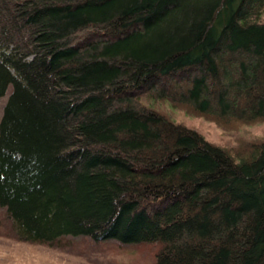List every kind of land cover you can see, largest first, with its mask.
I'll list each match as a JSON object with an SVG mask.
<instances>
[{"label":"trees","instance_id":"trees-1","mask_svg":"<svg viewBox=\"0 0 264 264\" xmlns=\"http://www.w3.org/2000/svg\"><path fill=\"white\" fill-rule=\"evenodd\" d=\"M263 16L264 0H0L11 240L264 264V140L233 133L264 121ZM166 99L244 144L208 141L150 104ZM98 249L73 255L107 264Z\"/></svg>","mask_w":264,"mask_h":264},{"label":"rangeland","instance_id":"rangeland-1","mask_svg":"<svg viewBox=\"0 0 264 264\" xmlns=\"http://www.w3.org/2000/svg\"><path fill=\"white\" fill-rule=\"evenodd\" d=\"M264 19V16H263ZM147 94L142 93V99L145 103L149 104L146 100ZM231 99L232 96L230 97ZM7 95L0 98V115L1 109L5 104ZM234 100V99H233ZM152 107L161 110L165 115L169 116L178 122L190 125L201 130L204 133V137L211 142L216 144L224 145L227 142H232L235 147H241L244 143L240 141V138L236 137L233 133L245 135L247 140L250 142L252 139L264 140V121L247 124L242 126L239 130L233 133H224L222 129L216 126L211 121H207L203 118H198L186 114L185 112L178 109L177 106L172 104L167 99L164 102L150 103ZM225 120V119H224ZM243 130H246L245 132ZM0 224L7 226L6 222L0 218ZM7 228V227H6ZM7 229L0 226V264H80L81 262L87 264V259L81 258L80 256L73 255V252L77 254V251H84V254L95 253L94 251L99 250L98 248H104L109 253L107 264H148L151 261L155 249H152L149 245L138 244V245H125L105 242L106 244L93 243L86 239H64L57 246H44L39 244H31L24 242H17L11 240ZM118 244V245H117ZM63 245V246H62ZM66 246V247H65ZM68 247L70 250L68 251ZM76 249V250H75ZM67 250V251H65ZM106 255V256H107ZM73 258L66 260L64 257ZM80 262V263H78Z\"/></svg>","mask_w":264,"mask_h":264}]
</instances>
